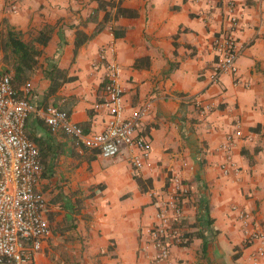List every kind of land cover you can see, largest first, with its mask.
I'll use <instances>...</instances> for the list:
<instances>
[{"label": "crops", "instance_id": "obj_1", "mask_svg": "<svg viewBox=\"0 0 264 264\" xmlns=\"http://www.w3.org/2000/svg\"><path fill=\"white\" fill-rule=\"evenodd\" d=\"M229 4L239 20L237 75L212 80L213 38L229 26ZM7 30L41 52L17 85L31 83L26 127L46 146L42 154L33 141L50 229L33 264H151L154 194L163 195L174 176L191 190L181 220L190 242L171 247L170 264H264L245 244L248 233L264 232V0H0V32ZM113 59L123 117L146 109L138 134L150 153L139 172L127 149L105 159L43 122L52 105L85 135L100 133L107 116L93 106L104 96V63ZM52 64L71 80L47 96L44 71ZM0 72L13 76V60ZM228 143L235 170L225 176Z\"/></svg>", "mask_w": 264, "mask_h": 264}, {"label": "built area", "instance_id": "obj_2", "mask_svg": "<svg viewBox=\"0 0 264 264\" xmlns=\"http://www.w3.org/2000/svg\"><path fill=\"white\" fill-rule=\"evenodd\" d=\"M229 26L213 38L216 54L211 79L222 74L237 75L236 61L241 47L234 37L239 20L229 4ZM104 59V58H103ZM121 68L108 60L104 63V96L93 110L104 112L107 120L100 133L85 135L82 128L73 124L69 114L55 106L44 110L43 122L52 134L62 133L75 147L97 152L105 159L116 157L127 149L129 162L135 172L147 165L150 143L138 134L145 107L123 117L124 90L120 81ZM236 81H239L237 77ZM32 86L26 82L14 88L9 74L0 72V262L33 264L34 254L50 235L45 218L46 201L38 190L42 163L37 145L28 137L25 127L34 111L30 103ZM203 113L207 107L196 101ZM226 160L220 166L223 175L235 169L229 159L230 144L225 145ZM191 193L190 187L178 176L169 180L163 195L154 194L155 215L148 230L147 246L154 250L151 264H170V249L186 240L181 229L183 205ZM241 219H247L245 213ZM246 245H255L253 255L264 257V232L254 230L245 237Z\"/></svg>", "mask_w": 264, "mask_h": 264}, {"label": "trees", "instance_id": "obj_3", "mask_svg": "<svg viewBox=\"0 0 264 264\" xmlns=\"http://www.w3.org/2000/svg\"><path fill=\"white\" fill-rule=\"evenodd\" d=\"M102 4V3H101ZM45 32L48 33V30L45 29ZM44 31L41 33L43 34ZM49 38L38 39V43L41 45H46ZM3 47L6 52H9L8 58L13 60L14 73L12 78V84L14 88H18L17 85L22 83L28 76L33 72L38 65V58L41 55V52L34 48V45L22 42L14 32L7 30L4 31V42ZM172 71V68L168 71ZM45 78L50 82V85L46 91V95H52L57 92V90L71 79L66 77L65 74L59 75L57 66L55 64L50 65L44 71ZM26 133L28 137L35 141L42 149V154L46 150L45 143L43 141L37 140V138L30 133L28 127H26ZM185 239L181 243H178L177 246L184 247L187 246L190 242L188 235H184Z\"/></svg>", "mask_w": 264, "mask_h": 264}, {"label": "rangeland", "instance_id": "obj_4", "mask_svg": "<svg viewBox=\"0 0 264 264\" xmlns=\"http://www.w3.org/2000/svg\"><path fill=\"white\" fill-rule=\"evenodd\" d=\"M3 42H4V33L1 34L0 32V54H1L0 63L3 65V69H5V62L8 63V58L5 56V48L3 47Z\"/></svg>", "mask_w": 264, "mask_h": 264}]
</instances>
